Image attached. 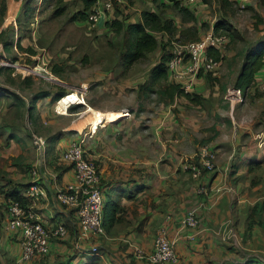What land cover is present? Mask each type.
Returning a JSON list of instances; mask_svg holds the SVG:
<instances>
[{
    "label": "crops",
    "instance_id": "obj_1",
    "mask_svg": "<svg viewBox=\"0 0 264 264\" xmlns=\"http://www.w3.org/2000/svg\"><path fill=\"white\" fill-rule=\"evenodd\" d=\"M251 1L247 0V5ZM157 2L180 26V17L170 7L173 2ZM7 4L9 9L16 4L20 16L23 0H7ZM146 5L153 6L154 2L148 0ZM260 5L264 6L262 3L254 4L258 10ZM123 7H126L124 14L140 12L141 17L143 9L139 0H126ZM171 13L174 16L168 15ZM135 16H126V22L139 21ZM18 28L17 24L19 33ZM197 28L202 35L201 27ZM18 37L16 35L15 43ZM15 71L13 69L10 73L8 86L19 83L18 88L25 95L19 90L0 94V264H24L18 261L20 234L8 229L7 193L14 191L25 198V191L34 181L29 169L34 168H39L41 183L48 194L47 199L37 205L43 223L52 228L56 222H61L67 227L68 235L63 239H52L48 255H38L25 264H43L50 254L48 264L69 260L74 264H84L94 256L91 253L93 246L99 249L98 260L94 264H149L134 259V246L152 251L154 239L162 228H167L170 239L175 241L178 264H264V149L258 148L255 133L248 123V119H253L258 113L254 109L256 102L253 100L256 98L251 96L255 93L264 96L257 84L244 92L243 104L232 106L233 110L241 106L236 116L238 119L233 115L232 120L213 122L208 126H200L194 115L185 112L202 106L184 96L175 97L170 105L163 101L165 107L160 109L141 103L147 100L149 93L155 92L132 86V80H128L122 91L127 94L129 88L141 93L138 95L141 101H137L135 108L122 105L107 108L95 104L88 93L87 105L98 110L94 116L105 114L108 122L105 120L93 131L92 137L87 138L85 155L99 168L103 208L113 221L111 226L108 225L105 237L87 243L79 239L76 212L59 204L56 197L58 190L65 189L73 180L72 165L62 159L61 154L73 138L77 136L80 139L86 130L92 129V118L87 120L84 112L76 119L69 114L55 113L53 97L65 88L63 79L59 78L56 84L49 83L51 88H43L36 83L40 74L37 71L18 76L20 78L15 77ZM27 77L33 79L28 88L21 85ZM205 78L198 77L193 81L199 85L195 89L197 94L203 97H207L202 89ZM215 85L223 93L221 100H225L226 91L232 87ZM42 91H48L49 97L33 103L34 96ZM30 93L32 95L28 96ZM12 94L24 101L22 109L27 118L23 124L20 113L14 116L17 107ZM258 98V101L264 99ZM175 107L183 111L173 110ZM192 128L205 131L207 138H203L200 145H208L217 152L218 170L213 174L206 173L200 181L181 169V160L193 154L187 149ZM74 131L78 133L73 134ZM32 132L47 140L45 154L34 145ZM227 166L230 170H226ZM200 186L205 188L204 194L198 193ZM199 206L198 230L183 229L181 220L191 209ZM190 234L195 236L192 240L188 239Z\"/></svg>",
    "mask_w": 264,
    "mask_h": 264
},
{
    "label": "rangeland",
    "instance_id": "obj_2",
    "mask_svg": "<svg viewBox=\"0 0 264 264\" xmlns=\"http://www.w3.org/2000/svg\"><path fill=\"white\" fill-rule=\"evenodd\" d=\"M125 1L126 0H124V2ZM139 1L142 3L141 9H143V11L156 10V7L161 6L159 5L160 3L157 2L158 0H149L154 2L153 6L146 5L148 0ZM229 1L233 4L231 3L230 6L226 5L225 11L229 14L227 19L230 26L241 35V38H239L240 40H236V42H231L229 40L221 66L216 69L215 72L203 74L204 77H206V82L202 84V89L203 94H206L207 97L198 94L202 99V108L194 107L185 110V112L194 115V118H196L200 126H208L212 125L213 122L219 123L228 119L232 120L233 115L235 117L237 116L241 106L233 110L231 102L226 99L221 100L223 93H220V87L215 84L219 86L227 84L232 88L235 87V78L239 75L243 67L247 53L264 43V23L259 21V16L264 20V6L260 5L259 10L254 6L256 3L259 5L261 0L251 1V3L248 4L249 6L247 5L244 10L237 7L232 0ZM216 2L215 4L214 0H202L196 5L187 6L196 13V26H200L202 31V35H199V39L204 34L208 33L212 26L217 24L220 19L224 17V10L219 6V1L216 0ZM83 5L84 0H34L33 8H35V10L28 22H26L25 19L23 20L25 24L24 29L21 31L19 30L18 33L15 19H17L19 10L16 4L10 9L7 4V13H5L3 18H0V32L4 31L5 34L3 41L7 42L12 40V38L14 40L16 35H24L28 38V41H32V48L36 50L37 55L32 57L30 53H27V55L24 56L22 51L15 47H13L12 51L10 49L7 51L4 49L3 44L0 43V87L4 89L0 90L1 95L11 94L10 92L12 90H19L18 92L20 94L23 92H20L21 90L18 88L19 83H17L16 86H8L11 72L5 71V68L6 66L11 67L13 64L15 67L12 68L16 70L15 77L30 75L34 70L37 71L38 74L40 73L36 83L40 84L43 88H51L49 83L56 84L55 82H59V78H61L66 83L63 89L67 92L81 88L82 86H87L89 91V95H87L95 104L98 103L107 108L120 105L137 107V101H141L138 95L141 93L138 90L132 91L127 88V94H123V86L127 85L129 82L128 80H132V86H139V89L142 90L141 86L145 82L144 80H149L152 68L159 63L162 45L160 48L156 49L154 53L149 54L148 59L137 62L128 70L122 71L123 65L120 55L123 51V37L108 29L104 24L108 20L111 21L117 18L116 10L118 8L120 9L119 16L123 15V17H126L130 15L135 16L137 14V16H135L136 20L140 19V12H136L135 14H124V8L126 7H123V3L117 4L114 11L107 13L104 22L102 21L96 27H92L88 20H72L73 15L83 9ZM61 6H65V12L62 15L54 16L55 11ZM168 15L174 16L173 13ZM180 26L183 28L182 23H180ZM188 27L189 25L184 26L185 29ZM219 31L226 33L223 30ZM157 37L159 41L162 42H160L161 44H166L163 41V39L165 41L167 40L165 36L157 34ZM193 39H195V35L192 32H188L183 37L177 36L175 39L170 40L169 45L167 44V49L170 53H173L175 50L174 43L177 42L176 40L187 43L193 42ZM14 56L23 57L22 60L13 61L12 59ZM55 65L63 70L58 76L52 71V66ZM36 67L39 69L36 70ZM262 69L264 70V65L255 73V78L258 75L256 78L258 83L261 82L264 74ZM259 72L260 74H258ZM169 80L167 81L168 83H174V81L170 80V82ZM197 86L199 85L193 82V93L197 94L195 90ZM157 88L158 86L155 87V90ZM22 94L25 95L24 93ZM30 95L32 94L30 93L28 96ZM258 97L263 98L264 96H260L257 93L251 96V98H256L253 101L256 102L254 109L258 111L257 116L253 119H248L249 127L253 128L252 130L255 135L264 131V99L258 101V99H260ZM146 99L147 100L141 101V103L149 104L150 107L154 109L164 108L165 105L162 104L164 102L166 105L171 104L168 98L163 102V99L160 98L157 92L152 94L149 93ZM210 101H212V103H210ZM85 108V105H78L71 108L68 114L73 116L71 118L76 119L79 114L84 112ZM173 110H177V107ZM177 111L181 113L183 110L179 109ZM177 111H175L176 114H178ZM24 112L25 111L21 109V124H23V121L27 118L26 115L23 114ZM17 115V112L14 113V116ZM22 116L24 119H22ZM199 129L200 128H192V131H190V140L187 146L189 152H196L201 146L202 139L207 138L206 132ZM86 131L92 132L91 129ZM244 131L246 130H243V132ZM77 133V131L73 132V134ZM246 137H248V135H246ZM29 170L32 171L33 169ZM50 259L51 254L45 258V261L48 263Z\"/></svg>",
    "mask_w": 264,
    "mask_h": 264
},
{
    "label": "built area",
    "instance_id": "obj_3",
    "mask_svg": "<svg viewBox=\"0 0 264 264\" xmlns=\"http://www.w3.org/2000/svg\"><path fill=\"white\" fill-rule=\"evenodd\" d=\"M93 8L89 14L88 21L92 27L104 22L107 13L114 11L117 4L124 0H94ZM182 5L193 6L202 0H178ZM241 10L246 9L247 0H232ZM229 36L222 31H215L214 26L199 40L182 43L178 40L174 43L175 50L170 53L171 59L168 62V76L174 83L180 85L185 93L193 89V81L202 73L214 72L220 67V61L209 55V51H219L223 55L229 43ZM257 84L264 92V76L261 82L255 80L252 86ZM249 90V89H248ZM88 87L71 90L64 94L55 104L54 110L58 115H66L69 110L78 105H86ZM226 100L232 105L243 104L244 91L235 87L226 91ZM63 104L66 107H60ZM65 108V112L61 110ZM92 132H85L81 138H73L63 158L73 168V180L65 188L57 192V201L62 206L73 209L78 216L79 239L91 243L97 238L106 236L103 223V188L102 178L97 164L85 155L87 138L92 137ZM34 145L46 153L47 140L32 132ZM258 148L264 149V131L255 135ZM181 169L191 175L194 180H203L206 173L213 174L218 170L217 152L203 145L191 157L181 160ZM230 170V166L226 167ZM34 178L33 183L25 191V202L8 199V229L18 232L20 235L19 263H29L38 255H48L51 251L52 239H63L68 235L67 227L61 223L49 228L47 227L37 211V205L48 197L46 189L41 183L39 168L31 171ZM198 193L204 194L205 188L200 186ZM191 209L181 220L183 229L197 231L200 226L198 209ZM194 234L188 239L192 240ZM175 241L170 239L167 228H162L156 235L153 250L147 251L139 246H134V259L149 264H178L179 257L175 250ZM91 253L98 255L99 249L93 246Z\"/></svg>",
    "mask_w": 264,
    "mask_h": 264
},
{
    "label": "trees",
    "instance_id": "obj_4",
    "mask_svg": "<svg viewBox=\"0 0 264 264\" xmlns=\"http://www.w3.org/2000/svg\"><path fill=\"white\" fill-rule=\"evenodd\" d=\"M173 3L170 6L172 11H175L180 19L183 26L188 23L191 24L187 29L182 26H179L175 23V21L168 17L165 11L162 9L163 6H158L152 10H144L141 13L140 20L135 23H127L125 17L123 15L119 16L120 9L116 10L117 18L114 20H108L105 22V26L114 31L117 35L123 37V51L120 55V59L122 62V71L128 70L132 67L135 63L140 62L142 60H146L149 57V54L154 53L156 49L161 48V57L159 63L156 64L149 75V80L141 86L142 90L146 89L150 92H157L160 96L162 101H165L168 98L170 101H174L175 97L184 96L192 103L197 105L202 104L201 97L196 93H185L180 85L174 83H168V62L171 59V54L167 49V44L169 45L170 40L175 39L177 36H185L188 32H192L195 35L194 41L199 40V30L196 26L197 18L195 14L189 9L182 6L181 2L178 0H171ZM220 3L221 8L224 10L223 16L220 21L214 25V30L219 31L223 30L229 36L231 42H236V40H240L241 35L235 30L232 29L230 24L228 23L227 17L229 16L228 12L225 11L226 5H231L232 2L229 0H218ZM34 0H23L22 11L20 16L17 19L18 29L21 31L24 29V22L29 21L32 16ZM94 0H84L83 9L80 10L78 13L74 14L72 17L73 21H87L89 14L93 8ZM261 3L264 5V0H261ZM233 4V3H232ZM116 9V8H115ZM7 11V0H0V18L4 17ZM65 12V6H61L55 11L54 16L62 15ZM126 16V15H125ZM259 21L262 23L263 19L259 16ZM14 29V28H13ZM157 34L166 35L168 38L163 41L166 44H161L162 42L159 41ZM4 31L0 32V43L3 44L5 50H13L15 47V41H3L4 40ZM165 36V37H166ZM161 42V43H160ZM16 49H20L22 54H29L30 56H36L37 52L34 48H32V41H28V38L24 35H19L18 39L16 40ZM225 54V53H224ZM223 55L220 54L219 51L211 50L209 51V55L214 57L216 60L220 61V66L223 62ZM13 61H18L19 57L14 56ZM264 65V43L258 46L255 49H252L250 52L247 53L245 62L243 67L235 81V88L242 89L244 92H247L248 89L252 87V83L255 80V73L260 70V68ZM14 68L10 66H6L5 71L11 72ZM52 71L55 75H60L63 71L59 66L55 65L52 66ZM215 72V71H214ZM212 72H209V74ZM205 73H202L200 77H203ZM11 78H9L10 80ZM208 79V78H207ZM33 84V79L31 77H27L23 79L21 85L25 87H30ZM20 85V87H21ZM158 88L155 90V87ZM0 90H4L0 88ZM67 91L61 89L59 92L55 94L53 97L54 106L56 102L66 94ZM50 93L48 91H42L34 96L33 103L36 100L49 97ZM13 100L16 102L17 107V114L20 113L21 109L25 106L24 101L16 94L11 95ZM1 97V96H0ZM32 110V106L29 108V112ZM261 150V149H260ZM64 151L62 152L61 156L63 157ZM7 197L9 199L18 200L22 203L25 202V198L22 197L12 191L7 193ZM112 219L108 216L107 210L103 209V223L105 230L108 231V225H112ZM97 255L91 257L90 262H86L84 264H94L97 259ZM43 264H48L46 261L42 262ZM60 264H74L71 260L66 263ZM83 264V263H78ZM259 264H262L259 263Z\"/></svg>",
    "mask_w": 264,
    "mask_h": 264
},
{
    "label": "bare ground",
    "instance_id": "obj_5",
    "mask_svg": "<svg viewBox=\"0 0 264 264\" xmlns=\"http://www.w3.org/2000/svg\"><path fill=\"white\" fill-rule=\"evenodd\" d=\"M85 104H86V107L87 108L85 109L84 114L87 116V120H88L89 117L92 118V121H90V122H91L92 129L93 130L94 129L96 130L99 127V125L102 124L105 120H106V122H108V120L106 119V115L105 114L102 113L103 115L94 116V114L96 113L97 110H95V108H92L91 106L87 105L86 102H85ZM60 107H66V106H64L63 104H61ZM61 110L65 112V108H61ZM87 120L85 122H87Z\"/></svg>",
    "mask_w": 264,
    "mask_h": 264
}]
</instances>
